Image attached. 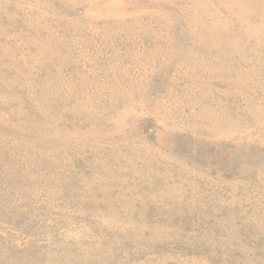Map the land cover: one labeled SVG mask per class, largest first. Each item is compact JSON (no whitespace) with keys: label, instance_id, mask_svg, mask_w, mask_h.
<instances>
[{"label":"rangeland","instance_id":"rangeland-1","mask_svg":"<svg viewBox=\"0 0 264 264\" xmlns=\"http://www.w3.org/2000/svg\"><path fill=\"white\" fill-rule=\"evenodd\" d=\"M0 264H264V0H0Z\"/></svg>","mask_w":264,"mask_h":264}]
</instances>
